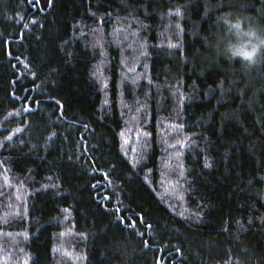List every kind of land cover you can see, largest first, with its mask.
I'll return each mask as SVG.
<instances>
[{"label":"trees","instance_id":"trees-1","mask_svg":"<svg viewBox=\"0 0 264 264\" xmlns=\"http://www.w3.org/2000/svg\"><path fill=\"white\" fill-rule=\"evenodd\" d=\"M237 22L264 0H0V264H264Z\"/></svg>","mask_w":264,"mask_h":264},{"label":"snow or ice","instance_id":"snow-or-ice-1","mask_svg":"<svg viewBox=\"0 0 264 264\" xmlns=\"http://www.w3.org/2000/svg\"><path fill=\"white\" fill-rule=\"evenodd\" d=\"M179 12V10H177V13ZM234 29L238 30V34H243L244 36H247L248 39V43L251 44V51L245 50V49H241L238 50V54L244 56V58L246 60H248L249 62H252L254 60L255 55L257 54L258 50L261 47H264V38H260L259 36H257V33L255 30L253 29H249L248 32H243L242 29L240 28V23L237 22L235 25L232 26ZM256 39L257 43L253 44L252 40ZM129 71H133L132 69H130ZM30 110L27 106H25V111ZM182 127V125L180 126ZM17 131H19V129H17ZM179 142V141H178ZM121 222H123V218H121ZM63 235V233H62ZM25 264H27V262H25Z\"/></svg>","mask_w":264,"mask_h":264}]
</instances>
